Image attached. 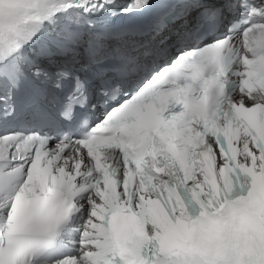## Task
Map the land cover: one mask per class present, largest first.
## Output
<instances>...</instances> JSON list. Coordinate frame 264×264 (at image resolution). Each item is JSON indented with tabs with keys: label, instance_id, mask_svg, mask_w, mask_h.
Here are the masks:
<instances>
[{
	"label": "snow or ice",
	"instance_id": "snow-or-ice-1",
	"mask_svg": "<svg viewBox=\"0 0 264 264\" xmlns=\"http://www.w3.org/2000/svg\"><path fill=\"white\" fill-rule=\"evenodd\" d=\"M0 264H264V0H0Z\"/></svg>",
	"mask_w": 264,
	"mask_h": 264
}]
</instances>
